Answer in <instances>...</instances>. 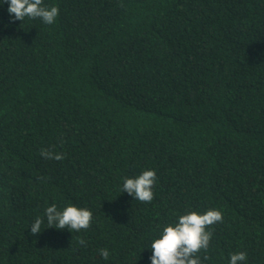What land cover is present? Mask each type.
I'll list each match as a JSON object with an SVG mask.
<instances>
[{
    "label": "trees",
    "instance_id": "16d2710c",
    "mask_svg": "<svg viewBox=\"0 0 264 264\" xmlns=\"http://www.w3.org/2000/svg\"><path fill=\"white\" fill-rule=\"evenodd\" d=\"M43 2L51 25L0 7V264H149L159 225L212 208L204 264H264V0ZM148 169L151 202L121 192ZM52 203L89 227L32 235Z\"/></svg>",
    "mask_w": 264,
    "mask_h": 264
},
{
    "label": "clouds",
    "instance_id": "9594fccd",
    "mask_svg": "<svg viewBox=\"0 0 264 264\" xmlns=\"http://www.w3.org/2000/svg\"><path fill=\"white\" fill-rule=\"evenodd\" d=\"M7 3V12L11 20L23 21L39 19L45 25L55 22L59 8L55 5H45L43 0H0V7ZM41 157L60 161L63 155L42 149ZM156 173L152 169L143 170L134 176L121 177L120 190L139 202L153 200V185ZM92 212L75 204H65L58 207L52 203L45 207L43 215L37 216L30 225V233H41L45 229H69L79 232L87 229L92 220ZM222 221L220 210L212 208L203 212L190 210L176 216L175 220L158 226L149 244L151 255L149 264H204L210 258L206 254L209 249L212 231L208 226ZM28 228V229H29ZM84 245L83 240H78ZM203 251V259L199 253ZM100 257L107 261L110 253L107 248L99 250ZM247 254L243 251L230 253L227 264H246Z\"/></svg>",
    "mask_w": 264,
    "mask_h": 264
}]
</instances>
